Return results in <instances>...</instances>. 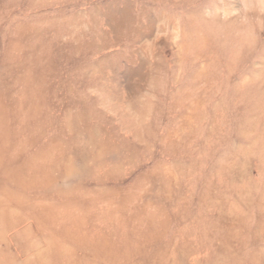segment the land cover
I'll return each mask as SVG.
<instances>
[{
    "label": "rangeland",
    "instance_id": "obj_1",
    "mask_svg": "<svg viewBox=\"0 0 264 264\" xmlns=\"http://www.w3.org/2000/svg\"><path fill=\"white\" fill-rule=\"evenodd\" d=\"M0 264H264V0H0Z\"/></svg>",
    "mask_w": 264,
    "mask_h": 264
}]
</instances>
